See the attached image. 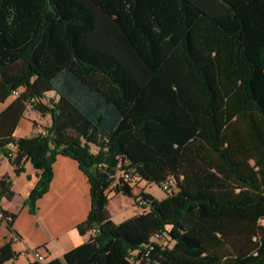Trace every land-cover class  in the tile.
<instances>
[{
  "label": "trees",
  "instance_id": "trees-1",
  "mask_svg": "<svg viewBox=\"0 0 264 264\" xmlns=\"http://www.w3.org/2000/svg\"><path fill=\"white\" fill-rule=\"evenodd\" d=\"M12 90L0 155L36 170L28 211L57 154L88 182L87 237L47 264H264V0H0V102ZM28 103L49 122L15 137ZM118 168L174 187L114 222L106 189L134 196Z\"/></svg>",
  "mask_w": 264,
  "mask_h": 264
},
{
  "label": "crops",
  "instance_id": "crops-1",
  "mask_svg": "<svg viewBox=\"0 0 264 264\" xmlns=\"http://www.w3.org/2000/svg\"><path fill=\"white\" fill-rule=\"evenodd\" d=\"M46 94H52V91ZM12 98L13 95H7L0 102V110ZM44 120H46L44 125L48 124V114H40L36 109L26 106L17 120L13 135L18 137L36 133ZM23 168L27 172L24 174L25 177H20L13 172L9 160L0 155V176L9 175L10 188L13 191L11 198H0V207L14 214L11 221L12 231L0 221L3 230L0 244L9 240L10 248L15 252L14 255L5 258L2 264H27L34 260L31 254L34 248L45 255L46 261L53 257L59 258L66 249L87 237V232L79 234L75 228L76 223L85 217L89 208L88 182L76 161L66 155H56L52 162L53 174L48 188L36 199L33 212L28 211L24 201L36 180V170L28 160L24 161ZM133 189L134 187H131V192L135 194ZM144 190L151 194L145 187ZM113 196H116V200L110 202ZM106 207L114 222L138 212L133 205V196L121 192L112 191Z\"/></svg>",
  "mask_w": 264,
  "mask_h": 264
},
{
  "label": "built area",
  "instance_id": "built-area-1",
  "mask_svg": "<svg viewBox=\"0 0 264 264\" xmlns=\"http://www.w3.org/2000/svg\"><path fill=\"white\" fill-rule=\"evenodd\" d=\"M16 93H17V90H12L10 94L14 96ZM27 106H30V104L28 103ZM37 132L44 133L42 128H40ZM7 146L9 148V154L12 155L14 151V144L12 142H8ZM118 178L124 181L128 186L138 188V192H135L133 196V205L135 206V209L138 212L147 211L149 209V203L144 198L141 197V195L139 194V191L144 190V186L148 183V181H146L136 172H133L131 170L124 169V168L116 169L114 173V179H118ZM159 186L164 191H169L170 189H172L174 187L173 176L171 175L166 176L165 179L160 182ZM106 191H107V195H109L112 192V190L108 188L106 189ZM8 219H10V215L9 214L2 215L0 211V221H3L5 223V221ZM95 229H96L95 226H92V233H94ZM150 241L157 243L159 245L168 244L167 236L164 231L154 232L150 236ZM146 251L144 253H146ZM31 254L34 259L33 261H36L39 264H47L45 255L41 253L37 248L32 249Z\"/></svg>",
  "mask_w": 264,
  "mask_h": 264
},
{
  "label": "rangeland",
  "instance_id": "rangeland-1",
  "mask_svg": "<svg viewBox=\"0 0 264 264\" xmlns=\"http://www.w3.org/2000/svg\"><path fill=\"white\" fill-rule=\"evenodd\" d=\"M48 97H51V94H46L45 96H44V100H46ZM44 123H46V120H44L43 122H42V125H44ZM90 149L92 150V151H94L95 150V146L94 145H90ZM7 158V157H6ZM25 172H27V170H24V168H22V170L20 171V172H18L17 174H19V176L20 177H25L24 176V174H25ZM18 181H20V180H18ZM142 185V184H141ZM148 191H150L151 192V194L153 195V196H155V197H157V198H159V197H161V196H163L164 194H165V191L157 184V183H155L154 181H149L148 183H147V185H145L144 186ZM135 192H138V188L136 187H134V189H133ZM112 195V192L108 195V196H111ZM116 200V196H113L112 197V199H111V201L110 202H113V201H115ZM0 226H2V225H0ZM2 227H0V237H1V235H2Z\"/></svg>",
  "mask_w": 264,
  "mask_h": 264
}]
</instances>
